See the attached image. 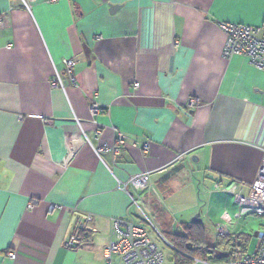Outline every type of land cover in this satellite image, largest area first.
I'll return each instance as SVG.
<instances>
[{
    "label": "crops",
    "instance_id": "1",
    "mask_svg": "<svg viewBox=\"0 0 264 264\" xmlns=\"http://www.w3.org/2000/svg\"><path fill=\"white\" fill-rule=\"evenodd\" d=\"M28 5L0 0V264H105L113 217L144 225L158 244L156 231L170 237L191 221L207 181L214 228L223 210L233 215L224 188L237 181L246 193L264 150V68L223 56L217 22L259 25L264 0ZM65 57L75 61L73 79ZM52 63L64 88L51 84ZM112 127L126 141L101 159L92 145L110 143ZM141 171L149 183L133 201L117 180ZM30 198L38 202L28 207ZM81 221L90 229L66 246ZM217 237L214 229L209 241Z\"/></svg>",
    "mask_w": 264,
    "mask_h": 264
},
{
    "label": "built area",
    "instance_id": "2",
    "mask_svg": "<svg viewBox=\"0 0 264 264\" xmlns=\"http://www.w3.org/2000/svg\"><path fill=\"white\" fill-rule=\"evenodd\" d=\"M22 4L29 8L28 0H21ZM5 23L4 16H0V26ZM219 29L224 33L225 40L222 47V55L230 57L233 54H244L247 56L250 64L258 68H264V21L259 25L248 23H237L218 21ZM176 45L178 40H173ZM61 62L68 76L72 79L73 67L75 64L72 58H62ZM51 84L64 88V80L60 71L54 63L50 72ZM138 83L134 82L133 86L137 87ZM197 99L190 98L187 106H193ZM91 113L99 110V106L95 101L89 105ZM76 120V119H75ZM50 122L49 119H46ZM77 121V120H76ZM78 122V121H77ZM115 131L113 139L110 143L103 142L99 146H93L85 136L86 140L92 145L96 155L102 159L101 153L109 151L115 156L121 146L126 141V135L112 127ZM100 133L99 129H95V134ZM141 148L146 151L149 146L148 141L141 142ZM67 156L71 155V151L67 149ZM110 169V168H109ZM150 171H141L129 174L124 179L117 180V187L132 196V191L144 189L149 183ZM214 186H218L214 182ZM229 191L236 203V210L233 215L226 210L220 213V221L216 222L215 229L218 236L230 235L229 227L234 225V219L244 214L251 213L262 217L261 226L257 229L256 239L257 245L253 251L237 252L233 258L227 260L215 261L209 258L191 257V264H264V150L256 171V175L250 183L249 190L242 193L240 185L237 181L224 188ZM38 202L37 198H30L27 206H32ZM54 205H50V208ZM83 218L89 220V214H84ZM90 229L84 221L76 223L74 230L68 235L64 244L66 246H75L79 243V230ZM158 237L167 240L159 231H156ZM170 244V243H169ZM172 247V245L170 244ZM8 255L13 257V252L8 251ZM102 255L105 264H164L163 251L158 244L151 239L146 227L136 223L130 219L113 217L111 219V229L109 238L102 248Z\"/></svg>",
    "mask_w": 264,
    "mask_h": 264
},
{
    "label": "trees",
    "instance_id": "3",
    "mask_svg": "<svg viewBox=\"0 0 264 264\" xmlns=\"http://www.w3.org/2000/svg\"><path fill=\"white\" fill-rule=\"evenodd\" d=\"M81 231H78V235ZM160 233L172 245L174 264H191L192 256L215 261L227 260L237 252L247 250V237L243 233L218 236L216 240L209 241L206 226L201 220L183 222L182 227L175 229L170 237ZM219 251L225 252V256L217 257Z\"/></svg>",
    "mask_w": 264,
    "mask_h": 264
},
{
    "label": "rangeland",
    "instance_id": "4",
    "mask_svg": "<svg viewBox=\"0 0 264 264\" xmlns=\"http://www.w3.org/2000/svg\"><path fill=\"white\" fill-rule=\"evenodd\" d=\"M206 184V190L204 192L203 197H199V203L198 206L196 208L195 211H192L191 215L188 217V220H192V218L196 215V213H198V217L205 223L206 226V230H207V235L208 238H212L214 237V225L211 223L210 221V217L207 213L206 210V201H207V189H211V183L210 182H205ZM213 192V191H212ZM210 195V194H209ZM212 198L214 199L215 194L211 193ZM232 199L234 200L233 196L231 195ZM234 219V225H231L230 227H235V229L242 231L244 233H247L248 239V250L252 251L255 247L256 244V237L252 234L254 230H257L262 223V217L258 216V215H254L251 213H247L244 214L238 218H233ZM236 225V226H235ZM159 246L162 248L163 250V255H164V264H174V255H173V250L172 247L170 246V244L168 242H166L163 239H159L157 240Z\"/></svg>",
    "mask_w": 264,
    "mask_h": 264
},
{
    "label": "water",
    "instance_id": "5",
    "mask_svg": "<svg viewBox=\"0 0 264 264\" xmlns=\"http://www.w3.org/2000/svg\"><path fill=\"white\" fill-rule=\"evenodd\" d=\"M201 219L198 217V213H196V215L192 218V220L191 221H193V222H199ZM256 232H257V230H254L253 231V235L255 236L256 235ZM225 252H223V251H219V252H217L216 253V256L217 257H223V256H225Z\"/></svg>",
    "mask_w": 264,
    "mask_h": 264
}]
</instances>
